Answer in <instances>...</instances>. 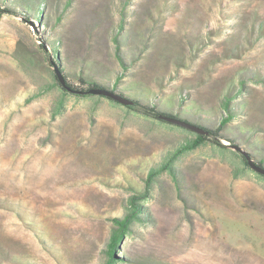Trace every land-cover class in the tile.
<instances>
[{
  "label": "rangeland",
  "instance_id": "374dc122",
  "mask_svg": "<svg viewBox=\"0 0 264 264\" xmlns=\"http://www.w3.org/2000/svg\"><path fill=\"white\" fill-rule=\"evenodd\" d=\"M37 4L0 0L31 16L0 13V264H109L112 218L196 137L63 94L48 52L78 89L95 79L213 129L231 116L227 149L208 139L154 177L111 264H264V177L234 153L264 160V0Z\"/></svg>",
  "mask_w": 264,
  "mask_h": 264
},
{
  "label": "trees",
  "instance_id": "16d2710c",
  "mask_svg": "<svg viewBox=\"0 0 264 264\" xmlns=\"http://www.w3.org/2000/svg\"><path fill=\"white\" fill-rule=\"evenodd\" d=\"M45 2H46V0H37L38 12L40 14L45 9V4H44ZM0 13H9V14H15V15H18L20 13L21 15H23V18L26 21H29V17H31L30 14H28L26 11H19L16 7H13V6H2V5H0ZM116 39H117V37H116ZM48 56L50 57V61L51 62H56L59 65V67L62 70V73H63L67 83L71 87L69 90L72 91L73 93H77L78 95H84V96H86V95H101V96L107 97V98H109L111 100H114V101H116L118 103H122V102H120V101H118L115 98H112L110 96L103 95V94H93V93L89 92V90L92 89V88L107 89V90L115 92L116 94L121 95V96L131 100L133 102L132 104H124V103H122L125 106H127L128 108L134 109V110H138L139 112H143L146 115L152 116V117H154V118H156L158 120L175 124V123H173L171 121H168V120H165V119H163L161 117V115H167V116H170V117L180 118V119H183L185 121H189L191 123L199 125L198 123H195L194 121H192V120H190L188 118L181 117V116L176 115V114H174L172 112L163 111L162 109H160L155 104H149V103L148 104H144V103H141L140 100H138L137 98H135L133 96H130V95H127L124 92H120L115 87L111 88V87L107 86L106 84L100 83L98 80H95V79L89 80L87 82L88 83V87L78 89V88H76L75 86H73L72 84H70L68 82L67 77L65 76L63 67L59 63L57 58L52 53H49V52H48ZM53 77H54V80L57 82V84L61 87L60 88L61 92L63 94H65L68 89H66L61 84L59 78L57 77V75L55 73L53 74ZM118 81H119V79L116 81L115 85H117ZM63 107H64V101L62 99H59V102L56 105V108L59 111ZM225 108L227 109V111H231V108H230L228 102L225 104ZM230 119H231L230 115L226 116V117H223L221 119V121H220L219 126L217 128H215V129L199 125V126L203 127L206 131H208V133H199V132H196V131H194L192 129L187 128V129H189L191 131L196 132V137L194 139H192L190 142L184 144L181 148L177 149L174 153H172V156L169 157L160 167H158L156 169H152L149 172V175H148V178H147V189L145 190L143 195L142 196H137V195L131 196L130 199H129L130 200V205L128 207V210L122 216H115V217L112 218V228H111V232H110V238H109L108 249H107L108 255H109V260H108L109 264H111V263H113L115 261L114 255H115L116 251L118 250L120 244L129 235V233L131 231V226H132L135 218H137V219L141 218L139 213L141 212L143 206L138 202V199L141 198V197H145L148 194L151 182L154 179V177L157 174H159L160 172H163L164 170H167V169L171 170L174 173V168L172 166V163L176 159V157H178L179 154H181V153H183L185 151H189V150H192V149H195V148L199 147L200 145L205 143L206 140H208V139H211V141L215 145H217L219 148L227 149L228 145L224 144L220 140L219 136H220V131L222 130L223 127H225L227 125V123L230 121ZM176 125H178V124H176ZM179 126H181V125H179ZM184 128H186V127H184ZM234 153L241 157V160H242V163H243L244 166L251 168V166L249 165V163H248V161H247V159L245 158L244 155H242V154H240L239 152H236V151ZM254 160L260 166L264 167V160L263 159L262 160H256L254 158ZM255 172L259 176H263L264 177V174H262V173H260V172H258L256 170H255Z\"/></svg>",
  "mask_w": 264,
  "mask_h": 264
},
{
  "label": "water",
  "instance_id": "95a60500",
  "mask_svg": "<svg viewBox=\"0 0 264 264\" xmlns=\"http://www.w3.org/2000/svg\"><path fill=\"white\" fill-rule=\"evenodd\" d=\"M53 64V67H54V70H55V74L57 75V77L59 78L61 84L66 88V89H70L71 87L69 86V84L67 83L63 73H62V70L60 69L59 65L56 63V62H52ZM90 93H93V94H103V95H107V96H110L112 98H115L116 100L124 103V104H132L133 102L131 100H129L128 98H125L121 95H118L116 94L115 92H112L110 90H107V89H101V88H92L89 90ZM161 117L165 120H168V121H171L175 124H178V125H181L183 127H186V128H189V129H192L196 132H199V133H208V131H206L203 127L197 125V124H194V123H191L189 121H185L183 119H180V118H176V117H170V116H167V115H161ZM235 147L240 151L242 152V154L245 156V158L247 159L249 165L251 166L252 169L264 174V167L263 166H260L255 160L254 158L252 157V155L243 150V148L239 145H235Z\"/></svg>",
  "mask_w": 264,
  "mask_h": 264
}]
</instances>
